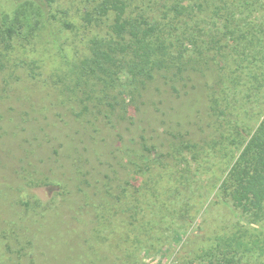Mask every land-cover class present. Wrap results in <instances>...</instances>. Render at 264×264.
Segmentation results:
<instances>
[{
    "label": "trees",
    "instance_id": "trees-1",
    "mask_svg": "<svg viewBox=\"0 0 264 264\" xmlns=\"http://www.w3.org/2000/svg\"><path fill=\"white\" fill-rule=\"evenodd\" d=\"M10 1L0 5V264H37L62 246L69 264H146L142 249L181 241L214 188L236 218L176 264H264V0H70L64 21L59 0ZM52 27L70 30L72 56L40 52ZM51 179L89 209L96 243L69 215V241L44 234L58 205L18 198L24 183Z\"/></svg>",
    "mask_w": 264,
    "mask_h": 264
},
{
    "label": "rangeland",
    "instance_id": "rangeland-1",
    "mask_svg": "<svg viewBox=\"0 0 264 264\" xmlns=\"http://www.w3.org/2000/svg\"><path fill=\"white\" fill-rule=\"evenodd\" d=\"M11 3L12 1L10 0H0V5L3 4L5 6H8ZM70 7V0H59L56 7L59 9L57 11L59 21H64L71 15L72 11H69ZM51 30L53 32L51 34H49V32L46 30L44 41L43 38H41V41L39 43V45L42 46L41 48H39L40 52L44 48H47L50 53L54 50L55 52H58L60 54L66 53L67 56H72L74 54L73 48L75 47L70 45L69 42L71 33L70 30L66 29L63 31L62 28L59 27H52ZM55 32L56 34H54ZM28 48L31 55H39L40 52L38 53V49H36L35 47H31V45H28ZM55 62L60 63V60L58 59ZM7 144L8 143L5 142V147L9 148ZM37 150L39 152H43V149L41 147H38ZM50 154L54 157V150H52ZM59 174L60 172L57 174V176ZM47 175H51L49 171H47ZM195 177L200 183L206 184L207 182H211L208 181L209 176L206 175H203L201 177L202 179H200L198 175H195ZM98 179H101V177L93 178L90 180L93 188L98 185L96 182ZM24 181L27 182V180ZM30 181L32 183H35V179H31ZM45 182L46 181L40 182L39 184L28 185L24 183L25 186L22 188L23 190H19L17 194L18 198L22 200H29L31 197H34L33 199L36 200L42 197L44 201H46L45 203L49 205H58L57 209L50 211V216H46L47 220L44 225V234H55L58 239L61 236L62 238L68 239L69 241L68 237L73 235L72 233L70 234V231L68 230L71 228V225H74V223L70 219L65 217L69 215L73 216L74 218L77 217L79 220V227L77 231V233L80 234L79 237L83 236V238L88 239L89 242L96 243L97 241L95 235H99V231L101 230H99L100 227L98 225L93 224V222L91 221L90 216L88 215V212H90L89 209L88 212L81 209V206L75 201L72 195L68 193L69 190L56 183L55 180L51 179L50 181H47V184ZM85 186L88 192L92 190V187H88L86 183ZM220 193L221 192H219V188H214L210 192V194L202 201V203L199 204V211H194L192 213V215H196V218L192 220L190 219L189 221L183 223L185 226L188 225V231L183 234L181 241L170 242V240H168L166 241L167 246L163 248V250H154L153 252H149L146 249H142L141 257L142 259H144V262L146 264H176V262H178L180 259L187 260L192 257L196 249L199 248L208 234L211 235V233H213V228L217 224H219L217 228L223 227L225 225L224 223L228 219H235L236 216L234 211L230 208L229 205L227 206L223 202ZM90 200L91 199L87 200L88 202H86V200H83V202L86 204H90ZM78 214H80L79 217L77 216ZM30 223L33 226V229H36L34 223ZM105 227L106 224L103 226V228ZM107 236L108 239H110L112 237L111 232H108ZM59 248L60 249H58V251H65L66 249L63 246ZM44 250L45 253L39 252L36 255L37 264H69L65 259L64 261H62V259L58 260V251H56L55 248H53V250ZM71 251L74 253H78L75 252V249ZM197 264L201 263H199L198 261Z\"/></svg>",
    "mask_w": 264,
    "mask_h": 264
}]
</instances>
